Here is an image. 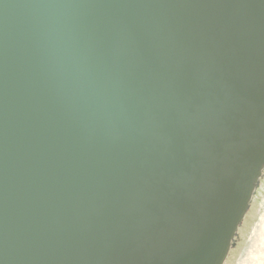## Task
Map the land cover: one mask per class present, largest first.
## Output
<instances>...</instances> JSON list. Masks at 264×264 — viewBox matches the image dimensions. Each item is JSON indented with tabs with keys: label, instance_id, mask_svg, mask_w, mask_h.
Masks as SVG:
<instances>
[{
	"label": "water",
	"instance_id": "water-1",
	"mask_svg": "<svg viewBox=\"0 0 264 264\" xmlns=\"http://www.w3.org/2000/svg\"><path fill=\"white\" fill-rule=\"evenodd\" d=\"M264 178V0H0V264H224Z\"/></svg>",
	"mask_w": 264,
	"mask_h": 264
},
{
	"label": "rangeland",
	"instance_id": "rangeland-1",
	"mask_svg": "<svg viewBox=\"0 0 264 264\" xmlns=\"http://www.w3.org/2000/svg\"><path fill=\"white\" fill-rule=\"evenodd\" d=\"M224 264H264V178Z\"/></svg>",
	"mask_w": 264,
	"mask_h": 264
}]
</instances>
